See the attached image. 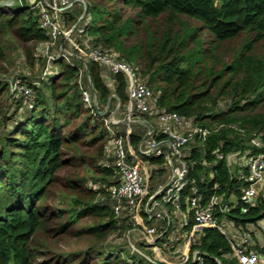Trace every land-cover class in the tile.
Returning <instances> with one entry per match:
<instances>
[{"label":"trees","instance_id":"1","mask_svg":"<svg viewBox=\"0 0 264 264\" xmlns=\"http://www.w3.org/2000/svg\"><path fill=\"white\" fill-rule=\"evenodd\" d=\"M85 2L94 43L137 67L157 93L159 109L201 125L225 126L209 138L205 154L194 149L192 175L205 202L215 194L239 195L240 184L213 152H244L252 148L254 136L264 144V0ZM78 10L67 13L69 27L81 17ZM8 38L31 67L38 65L43 72L45 61L35 54L48 37L29 0H0V74L7 72ZM55 65L58 75L47 83L21 77L34 89L33 109L15 98L9 81L0 80V264H151L138 254L104 247L109 237L130 229L114 217L109 203L100 201L117 180L115 171L102 165L110 140L109 114L100 116L85 105L79 60L61 59ZM105 74L97 64H88L100 110L113 94L117 99L112 101L125 110L126 79L111 75L112 90ZM20 112L24 117L16 120ZM143 137L133 131L130 141L135 146ZM262 219L264 201L236 221L246 226ZM197 247L222 264H235L223 257L230 246L217 230H207Z\"/></svg>","mask_w":264,"mask_h":264},{"label":"built area","instance_id":"2","mask_svg":"<svg viewBox=\"0 0 264 264\" xmlns=\"http://www.w3.org/2000/svg\"><path fill=\"white\" fill-rule=\"evenodd\" d=\"M29 5L38 11L40 28L48 37V41L40 45L45 67L35 84L58 75L59 70H56L55 76L51 77L56 61L76 58L83 66L79 85L85 105L100 116L110 113L105 119L110 140L102 165L113 169L117 180L107 189L108 196L100 201L109 203L114 217L127 221L126 225L130 226L127 239L131 254H138L151 264H222L197 247L207 230H217L230 246V252L223 255L225 259L235 264H264V246L251 232L253 228L264 233V219L246 226L236 221L237 215H247L264 201V153L255 151V148L264 149L262 141L254 136L252 148L244 152L228 155L219 149L213 152L216 162L225 161L232 171L231 180L240 184L239 195L232 192L227 198L224 194H215L205 202L198 181L192 175L195 167L191 156L194 149L205 154L204 145L225 126L201 125L193 118L159 109L158 96L152 95L137 67L121 59L117 52L94 43L89 33L91 19L87 16L85 0H29ZM76 5L80 6L82 15L69 27L67 13H71ZM89 63L103 68L108 76L121 74L126 79L128 105L122 119H118L119 101L117 109L110 110L111 100L117 99L114 94L104 112L100 110L98 96L88 76ZM84 77L88 81L86 87L83 86ZM9 82L15 98H22L25 105L33 109L34 89L21 77L16 76ZM151 118L157 120L156 127L148 121ZM133 125L145 130L142 141L135 146L130 141ZM119 126L124 127V132L118 130ZM154 159L162 160V163H153ZM163 164L170 170L167 182L148 188L153 179L152 171ZM203 165L209 167L205 161ZM214 177L211 172L210 180ZM204 180L202 177L201 182ZM219 189L218 185L214 187L215 191ZM172 213L180 216L178 226V216H174V223ZM136 236L152 248L153 255H146L136 247ZM161 244L164 248L159 246Z\"/></svg>","mask_w":264,"mask_h":264},{"label":"rangeland","instance_id":"3","mask_svg":"<svg viewBox=\"0 0 264 264\" xmlns=\"http://www.w3.org/2000/svg\"><path fill=\"white\" fill-rule=\"evenodd\" d=\"M78 9H80V6L76 5L72 9V11L74 10V12L79 14L80 11ZM4 45L6 47V51H7L8 55H9V59L7 61L8 65H5L6 69H7V72H4V73L0 74V80H3L4 82L6 80L7 81H9V80L12 81L14 79V77L17 76V77H25V78H28L30 80L34 79L33 81H36L41 76L42 72L40 70H42V69L31 67L28 64L25 56L23 55V52H22L21 48H19L18 45L12 39H10V38L6 39L4 41ZM40 47H41L40 45L37 47L35 56L38 57V59H43L45 56L43 55L42 51L40 52ZM65 47L67 49H69L68 46L65 45ZM56 70H59V67L54 64V66L52 67L51 77L55 76ZM108 78H109V76H108ZM142 80L145 81L144 79H142ZM87 82H88L87 78L84 77L83 78V86L84 87H86L88 85ZM46 83H47V81H46ZM106 84H107V82H106ZM152 95L155 97V96H157V93L152 91ZM221 105H222V109H224L225 108V104L222 103ZM117 107H118V102L111 100V109H112L113 112L117 109ZM101 108H102V106H101ZM13 110L14 109H11V112ZM102 112H104V109H103ZM123 113H124V109L123 110L121 109V112L118 115V119H122L124 117ZM111 114H112V112H111ZM20 116L23 119L24 113L20 112L18 114V116L16 117L17 118L16 120H18ZM109 116H110V113H109ZM148 121L150 123H152L153 126H155V127L158 125V122H157V120L155 118L148 119ZM78 123H80V122H77V123L75 122V124H78ZM137 128H138L137 125H133L132 126V130L134 131V133L136 135L138 134L140 137H143V135L145 133V130L140 129V127H139V130ZM118 130L120 132L124 131L123 129H120V128H118ZM64 175H67V174H65V173L62 174V176H64ZM169 176H170V170H169V167L166 164L157 165L156 169H154L152 171L153 179L150 181L148 188L153 189V188L157 187V183L164 184L165 182H167ZM171 215H172V218L174 220L173 221L174 223H175V217L174 216H176V215L178 216V219H177V222H178L177 226H178L179 223L181 222L180 216L177 213H175V214L172 213ZM126 223H127V221H125V223H123V224L126 225ZM251 232L254 233V237H255L256 241L261 246H264V233L262 232V230H260V229H256L255 230V229L251 228ZM132 237H133V235H132ZM127 238H128V232H126V233H123V232L117 233L116 235H114L112 237H109L108 241L104 244V247H105L106 250H109L111 248H116V249H118V251L119 250L124 251L125 255L127 253L132 255L130 250H129V248H128V239ZM135 240H136V247H138L139 250L142 253H144L146 255H151L152 254L153 250H152V248L150 246L143 244L141 242V240L138 239L137 236H136ZM73 243H75V242L73 241ZM61 244H63V243L61 242ZM70 245L72 246V242H70ZM80 246L84 247V246H86V243L82 242L80 244ZM159 246L161 248H164L162 244L159 245ZM171 261H173V260H171Z\"/></svg>","mask_w":264,"mask_h":264},{"label":"crops","instance_id":"4","mask_svg":"<svg viewBox=\"0 0 264 264\" xmlns=\"http://www.w3.org/2000/svg\"><path fill=\"white\" fill-rule=\"evenodd\" d=\"M105 79H106V82H107L108 87H110L111 89H113L114 88V83H113V80H112L111 76H109V78H108V74L107 75L105 74ZM123 115H124V113H123ZM123 130H124V127H123Z\"/></svg>","mask_w":264,"mask_h":264},{"label":"water","instance_id":"5","mask_svg":"<svg viewBox=\"0 0 264 264\" xmlns=\"http://www.w3.org/2000/svg\"><path fill=\"white\" fill-rule=\"evenodd\" d=\"M111 100V99H110ZM149 126V125H148Z\"/></svg>","mask_w":264,"mask_h":264}]
</instances>
